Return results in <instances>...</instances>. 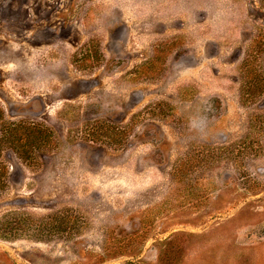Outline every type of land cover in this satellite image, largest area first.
Here are the masks:
<instances>
[{
	"label": "rangeland",
	"instance_id": "374dc122",
	"mask_svg": "<svg viewBox=\"0 0 264 264\" xmlns=\"http://www.w3.org/2000/svg\"><path fill=\"white\" fill-rule=\"evenodd\" d=\"M0 264H264V0H0Z\"/></svg>",
	"mask_w": 264,
	"mask_h": 264
},
{
	"label": "trees",
	"instance_id": "16d2710c",
	"mask_svg": "<svg viewBox=\"0 0 264 264\" xmlns=\"http://www.w3.org/2000/svg\"><path fill=\"white\" fill-rule=\"evenodd\" d=\"M56 218H59V217H56ZM48 219L49 218H47V220ZM47 220L46 221H41L40 223H38L36 225H38V226L40 225V227H41V224H43V222H45L44 226L48 227L50 229V232L51 231H53V232L61 231V229L64 230L65 222H63L61 219L50 218V220L48 222H47Z\"/></svg>",
	"mask_w": 264,
	"mask_h": 264
}]
</instances>
